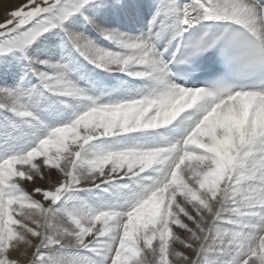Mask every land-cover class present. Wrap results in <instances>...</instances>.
I'll use <instances>...</instances> for the list:
<instances>
[{
    "label": "snow or ice",
    "instance_id": "6c2138e0",
    "mask_svg": "<svg viewBox=\"0 0 264 264\" xmlns=\"http://www.w3.org/2000/svg\"><path fill=\"white\" fill-rule=\"evenodd\" d=\"M0 264H264V0L7 11Z\"/></svg>",
    "mask_w": 264,
    "mask_h": 264
},
{
    "label": "rangeland",
    "instance_id": "374dc122",
    "mask_svg": "<svg viewBox=\"0 0 264 264\" xmlns=\"http://www.w3.org/2000/svg\"><path fill=\"white\" fill-rule=\"evenodd\" d=\"M23 3V0H0V21H3L6 12Z\"/></svg>",
    "mask_w": 264,
    "mask_h": 264
},
{
    "label": "bare ground",
    "instance_id": "6f19581e",
    "mask_svg": "<svg viewBox=\"0 0 264 264\" xmlns=\"http://www.w3.org/2000/svg\"><path fill=\"white\" fill-rule=\"evenodd\" d=\"M0 22H2V21H0Z\"/></svg>",
    "mask_w": 264,
    "mask_h": 264
}]
</instances>
